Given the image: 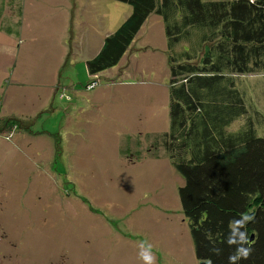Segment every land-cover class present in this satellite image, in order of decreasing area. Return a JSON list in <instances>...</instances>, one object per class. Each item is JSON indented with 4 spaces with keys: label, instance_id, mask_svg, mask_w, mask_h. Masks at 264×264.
Listing matches in <instances>:
<instances>
[{
    "label": "rangeland",
    "instance_id": "obj_1",
    "mask_svg": "<svg viewBox=\"0 0 264 264\" xmlns=\"http://www.w3.org/2000/svg\"><path fill=\"white\" fill-rule=\"evenodd\" d=\"M66 1L53 25L44 8L49 0H0V79L12 69L9 51L20 47L25 70L39 65L51 87L58 77L73 91L70 102L46 96L33 73L18 91L22 102L10 109L6 93L12 87V100L16 89L0 80L1 112L16 110L25 126L10 141L0 135V264H141L137 242L144 239L153 244L155 264H199L178 206L183 181L159 144L168 124L161 19L150 14L142 24L125 54L127 70L118 64L104 75L122 79L113 85L101 79L85 91L83 61L130 7ZM71 13L75 44L82 46L76 64L64 66L54 30L63 31ZM187 46L182 41L173 50ZM222 74L242 98L255 135L264 137V72ZM238 119L229 132L246 127L245 117Z\"/></svg>",
    "mask_w": 264,
    "mask_h": 264
},
{
    "label": "trees",
    "instance_id": "obj_2",
    "mask_svg": "<svg viewBox=\"0 0 264 264\" xmlns=\"http://www.w3.org/2000/svg\"><path fill=\"white\" fill-rule=\"evenodd\" d=\"M112 1L129 6L130 13L83 61L90 79L84 90L100 87L101 79L111 85L122 79L104 75L118 64L127 70L125 57L140 27L150 14L161 19L168 124L159 144L183 181L176 194L193 256L199 264H264V137L255 135L242 98L222 74L264 72V0ZM72 21L71 13L64 30H54L64 66L75 65L81 53ZM5 34L20 37L9 28ZM182 41L188 46L176 53ZM54 81L52 97L70 102V86ZM240 117L246 127L229 132ZM22 128L18 116L0 113L5 140Z\"/></svg>",
    "mask_w": 264,
    "mask_h": 264
},
{
    "label": "crops",
    "instance_id": "obj_3",
    "mask_svg": "<svg viewBox=\"0 0 264 264\" xmlns=\"http://www.w3.org/2000/svg\"><path fill=\"white\" fill-rule=\"evenodd\" d=\"M67 4V1L66 0H49V6H46L45 5V10L48 14H50V18H52L50 20V22L54 25L55 21L57 20L58 17V14L61 12L62 8ZM48 18L47 15L44 16V19L43 20H46L47 19V22L48 20L50 19ZM60 20V19H58ZM157 23H159V21H157ZM18 44H22V42L19 40L18 41ZM20 47H17V49L15 48L14 50V53L9 55V59L11 61L14 60L13 64H12V69L9 71L8 73V70L6 71H2L3 72V77H1L0 80L3 79V82L5 81L7 84H13V86L15 87V94L16 96L13 97V99L11 100L9 98V92H10V88L7 93H6V96H7V99L10 101L9 102V107L10 109H13L15 108V105H19L20 102H22V99L21 97L18 95V91L20 90V88H24L26 89L27 88V80L29 78L32 77V74L34 73V77L35 78H39V84L42 82L43 85L42 87L47 89L49 92L47 93L46 96H49L50 94H52L53 96V92H52V88L51 87V83L48 81L49 78H46V75L42 72V70L40 69V66L38 65H32L31 68H26L27 70V73L25 74L24 72L26 71L25 70V67H24V63H23V49L19 50ZM29 69H34L33 72L31 73L30 71L28 72ZM2 70V69H1ZM20 75H22V77H20ZM49 75H50V72H49ZM7 77V80H5V78ZM131 77V76H130ZM54 82V81H52ZM141 82V81H140ZM143 83V82H141ZM3 101V100H2ZM137 106V104L135 105ZM0 113H2L3 115H16L18 116V112L16 110L14 111H7L5 110V112H1V108H0ZM134 117L135 119H138L140 118V114H138V118L135 116L134 114ZM187 234H188V231H187ZM188 239H189V236H188Z\"/></svg>",
    "mask_w": 264,
    "mask_h": 264
},
{
    "label": "clouds",
    "instance_id": "obj_4",
    "mask_svg": "<svg viewBox=\"0 0 264 264\" xmlns=\"http://www.w3.org/2000/svg\"><path fill=\"white\" fill-rule=\"evenodd\" d=\"M137 255L141 264H155V254L153 253V244L148 240L137 242Z\"/></svg>",
    "mask_w": 264,
    "mask_h": 264
}]
</instances>
